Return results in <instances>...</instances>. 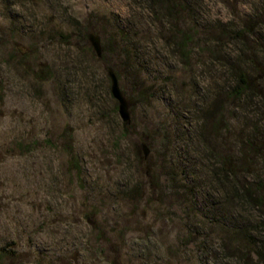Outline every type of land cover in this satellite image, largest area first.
Returning a JSON list of instances; mask_svg holds the SVG:
<instances>
[{
    "label": "rangeland",
    "instance_id": "374dc122",
    "mask_svg": "<svg viewBox=\"0 0 264 264\" xmlns=\"http://www.w3.org/2000/svg\"><path fill=\"white\" fill-rule=\"evenodd\" d=\"M194 3L199 44L186 61L164 41L170 21L135 0H0V264H243V231L264 239L261 206L229 199L213 175L229 155L231 181L264 184V78L241 67L255 87L231 96L236 78L206 35L240 28L264 0ZM126 26L133 75L114 53ZM252 61L264 70V54Z\"/></svg>",
    "mask_w": 264,
    "mask_h": 264
},
{
    "label": "trees",
    "instance_id": "16d2710c",
    "mask_svg": "<svg viewBox=\"0 0 264 264\" xmlns=\"http://www.w3.org/2000/svg\"><path fill=\"white\" fill-rule=\"evenodd\" d=\"M135 1L140 5L147 7L148 11L152 13L154 18L158 20L166 18L170 21V25L166 27V30H162L164 41L172 45L180 54L182 59L186 61L188 60V58L190 59L191 54L194 53L193 50H195V48L198 46L197 44H199L197 36L200 23L198 16L194 13V10L196 9L194 0ZM262 27H264V12H260L252 20H242V26L236 30H230L227 24H225L220 29H216L214 31L212 30L206 33V35H208L209 37H213L214 39H216V41L220 45L224 46L225 43L231 42L235 44L239 50V57L242 59V61H237V64L235 65L232 64L233 62L229 60L225 54H220V51L224 50V47L221 46V49H216L215 46L212 50V56L214 58H217L227 66H231L229 69V73L231 76H234V78H236V85L234 88H232L233 93L231 94V96L233 97L246 95L248 94L247 92H251V90H253V88L255 87L251 82L252 78L247 77L246 71H243L241 67L252 64V67L256 69L255 71L260 70L262 76L261 78H264V70L256 68L257 65L254 63V61H252L258 58L260 54H264V38L258 35L259 32L264 31V29L262 30ZM131 32V27H118L117 34L114 35V53L119 54L121 57V51L124 53V55L126 54L123 60L127 72L132 74L131 71H135L132 67L135 66L134 64H136L137 61V50L135 48H124L126 50H123V47H120L121 42L131 36ZM85 34L86 32H84V35ZM253 39L255 40V42H253ZM257 45H259L260 47ZM102 58L103 54L100 59ZM137 85L138 84H135L134 86L141 97H146L147 90H144V88H140L139 85V87H136ZM219 104L220 102L217 101L216 106L218 107ZM220 122L221 118L218 119L217 124L220 125ZM66 152L71 156L70 145L66 148ZM218 160L220 161V166L218 170H214L213 175L217 177V181L219 182V185H221V188L227 190L229 199L232 198L230 194H233L234 200V196H236V198L238 199H249L248 202H252L256 206H261V209L264 210V184L258 182L253 185L254 187L252 186L245 190L243 188V185H239L237 179L233 182L229 178L232 174H234L235 171V166L232 165V158L227 155L224 156V158H219ZM238 185L241 187L239 188ZM261 191L262 195H255V193H259ZM209 199L211 200V202L215 201L210 194ZM243 232H245L246 236L250 239L248 240L246 238L245 245L242 249V254L240 255L242 263L264 264V239L261 240L262 242L259 240L254 241L253 238H251V235H249L251 232H249V234H247L248 231ZM211 248V246H207L209 252H211ZM254 253L257 256L256 259H254Z\"/></svg>",
    "mask_w": 264,
    "mask_h": 264
},
{
    "label": "water",
    "instance_id": "95a60500",
    "mask_svg": "<svg viewBox=\"0 0 264 264\" xmlns=\"http://www.w3.org/2000/svg\"><path fill=\"white\" fill-rule=\"evenodd\" d=\"M89 40H90L97 56L98 57L102 56L101 38L94 33H90L89 34ZM108 75H109L110 80H111V93L114 96V98L117 99L119 102V105H118L119 113H120L123 121L129 122L131 119L130 114H129V105H128L127 99L125 98V96H124V94L120 88L119 80H118L116 74L114 73V71L111 69H109Z\"/></svg>",
    "mask_w": 264,
    "mask_h": 264
}]
</instances>
